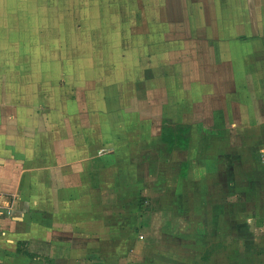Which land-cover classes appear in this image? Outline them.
<instances>
[{
  "label": "rangeland",
  "instance_id": "374dc122",
  "mask_svg": "<svg viewBox=\"0 0 264 264\" xmlns=\"http://www.w3.org/2000/svg\"><path fill=\"white\" fill-rule=\"evenodd\" d=\"M213 1L14 6L8 58L29 60L31 80L22 84L15 68L8 87L42 107L23 112L17 132L41 134L30 186L38 196L42 185L37 200L57 236L99 246L110 264L122 251L134 257L143 237L141 258L127 264H264V56L251 36L264 28L252 12L264 14V1L239 2L238 20ZM231 20L250 36L233 50L225 41ZM170 130L174 147L162 138ZM168 177L174 195L141 193ZM173 218L190 222V232ZM167 220L177 228L163 231Z\"/></svg>",
  "mask_w": 264,
  "mask_h": 264
},
{
  "label": "crops",
  "instance_id": "0c3cea01",
  "mask_svg": "<svg viewBox=\"0 0 264 264\" xmlns=\"http://www.w3.org/2000/svg\"><path fill=\"white\" fill-rule=\"evenodd\" d=\"M243 1L245 0H214L213 5L221 15L224 14V10L227 11L228 9V13L231 14L234 20L237 14L238 20V3ZM19 2L22 3L23 0H0L1 10L5 11L4 15L0 14V159L3 160V163L0 164V202L2 203L0 204V264H110L108 253L102 251L99 246V248L97 246L80 248L76 244L74 245V239L71 236H57L58 232L54 228L56 224L53 226V221L45 218V205L38 203L39 200H37L41 197L39 195L43 194L42 185L39 187L38 196L35 195L34 188L30 186L31 181L29 177L33 175L32 171L35 170L37 172L32 165L36 160L33 156L30 157V154L34 149L33 146L37 147L40 143L39 139L41 134H35L39 137L38 141H36L33 137L35 135H22L21 133L17 134V132H19L18 130L21 127L20 123L24 120L22 113L30 111V113L37 114L41 112L42 107L40 100L37 105L30 104L24 100L22 101V95L18 94L17 96L13 88L8 87L12 81H15L13 80L15 68H18V77L20 76L22 78V84L30 83L31 80L30 75L25 70V67L31 66L29 60L19 59L15 61L14 59L8 58L9 54L14 53V46H11L13 45L11 41L14 38V28L10 27L9 24L13 22L14 16L16 15L13 13L15 10L14 6ZM249 2L250 0H246L247 4ZM200 3L201 6L204 5L202 0H200ZM19 8L16 10L17 12ZM259 11V14L256 15L254 9H252L255 15L254 18L264 17V14H261V8ZM221 15L216 16V20L225 27L228 18ZM240 16L242 19L246 17L247 19L245 20L250 19V15L245 14V12L241 13ZM231 21L233 23L231 33L228 34V29H225L226 34L231 36L226 37L225 41L229 43L230 50H233L234 42L237 43L235 44L237 48L240 41H247V38L250 36L248 33L235 28L236 24H234L233 20ZM248 22L245 24L247 25ZM256 25L258 26V24ZM248 26H251L250 23ZM25 27L23 22L22 28ZM19 35L23 36V34ZM251 36L257 45V51L262 52L264 56V28L260 27L258 30H253ZM6 56L7 58H5ZM9 71L12 72L11 75H9ZM40 84L39 82L38 87H40ZM38 98L40 97L38 96ZM23 125L32 129L26 123H23ZM18 155H22V157H16ZM42 175H44V172L41 170L39 171V179L43 178ZM181 176L180 178L183 180L184 175L181 174ZM185 176L187 177V173ZM183 181H186V179ZM171 184L170 177L151 179L149 184H147L148 186L141 193L145 195L148 192L151 194L166 192L167 194L174 195L175 190ZM164 208L162 206L159 209L154 207L151 210L162 212ZM173 210L179 212L175 214L181 217V213L183 212L179 208ZM35 211H38V214ZM253 213L256 215V212ZM38 217L39 219H37ZM253 218L257 217H252L250 223ZM183 219H185L184 216ZM172 221L167 220L164 223L165 225L162 226L163 231H170L171 228H177L173 226ZM187 222L182 223L178 219L174 220V223H179L182 226L185 224V231H181L182 234L190 232L191 223L188 222L186 224ZM123 225H126V222ZM140 226L144 228L146 225L141 221ZM195 226L193 222V228ZM143 238H141L142 240L140 238L134 240V257L123 251L119 252L116 256L115 264H127L129 257L135 260L136 258H141L139 253L146 245L144 243L149 244L148 240Z\"/></svg>",
  "mask_w": 264,
  "mask_h": 264
},
{
  "label": "trees",
  "instance_id": "16d2710c",
  "mask_svg": "<svg viewBox=\"0 0 264 264\" xmlns=\"http://www.w3.org/2000/svg\"><path fill=\"white\" fill-rule=\"evenodd\" d=\"M162 138H163V141L167 143L170 147H174L177 143L176 142L177 138H175L174 130H170L164 133Z\"/></svg>",
  "mask_w": 264,
  "mask_h": 264
},
{
  "label": "water",
  "instance_id": "95a60500",
  "mask_svg": "<svg viewBox=\"0 0 264 264\" xmlns=\"http://www.w3.org/2000/svg\"><path fill=\"white\" fill-rule=\"evenodd\" d=\"M3 163V160L2 159H0V164H2Z\"/></svg>",
  "mask_w": 264,
  "mask_h": 264
}]
</instances>
